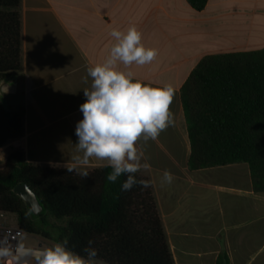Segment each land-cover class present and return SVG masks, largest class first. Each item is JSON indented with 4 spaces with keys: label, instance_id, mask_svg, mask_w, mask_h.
<instances>
[{
    "label": "crops",
    "instance_id": "0c3cea01",
    "mask_svg": "<svg viewBox=\"0 0 264 264\" xmlns=\"http://www.w3.org/2000/svg\"><path fill=\"white\" fill-rule=\"evenodd\" d=\"M19 12L22 69L2 88L10 111L24 113V134L1 154L18 150L38 166L104 167L91 161L81 168L73 159L79 106L91 84L88 67L104 62L115 43L111 31L134 25L158 55L150 64L121 69L153 87L175 89L174 125L155 141L138 142L149 164L139 172L153 185L175 263L216 264L226 254L229 264H264V194L253 192L245 163L189 168L181 100L204 57L264 49V0H208L202 11L187 0H21ZM166 170L173 180L161 186Z\"/></svg>",
    "mask_w": 264,
    "mask_h": 264
},
{
    "label": "trees",
    "instance_id": "16d2710c",
    "mask_svg": "<svg viewBox=\"0 0 264 264\" xmlns=\"http://www.w3.org/2000/svg\"><path fill=\"white\" fill-rule=\"evenodd\" d=\"M202 11L208 0H187ZM21 0H0V80L22 69ZM191 154L189 168L201 170L245 163L253 192L264 194V49L204 57L181 89ZM24 134V113L0 101V150ZM68 168L28 163L21 151L0 168V213L15 215L19 227L49 242L68 238L83 249L93 240L99 264H176L150 187H121L126 176L107 181V167L83 177ZM26 184L43 211L34 215L15 192ZM216 264H229L226 254Z\"/></svg>",
    "mask_w": 264,
    "mask_h": 264
},
{
    "label": "clouds",
    "instance_id": "9594fccd",
    "mask_svg": "<svg viewBox=\"0 0 264 264\" xmlns=\"http://www.w3.org/2000/svg\"><path fill=\"white\" fill-rule=\"evenodd\" d=\"M110 35L115 43L106 60L87 69L91 84L83 89L86 99L79 106L82 119L75 127L78 154L73 159L81 168H86L91 161L102 162V166L110 169L106 176L110 183L126 176L122 191H129L137 184L148 188L149 181H138L135 176L149 167L138 142L155 141L174 125L175 115L170 106L175 89L171 84L153 87L134 79L135 73L131 70L121 69V65L130 68L150 64L158 55L156 49L145 47L142 33L134 25L126 31L113 29ZM73 171L85 178L89 176L87 170L67 169V172ZM172 180L173 175L166 170L161 186L171 184ZM68 243L65 237L50 247L35 252L28 250L27 254L34 256L36 264H97L98 251L92 247L93 240L83 249L86 255L71 250ZM4 254L6 250H0V255Z\"/></svg>",
    "mask_w": 264,
    "mask_h": 264
},
{
    "label": "built area",
    "instance_id": "2783aa9c",
    "mask_svg": "<svg viewBox=\"0 0 264 264\" xmlns=\"http://www.w3.org/2000/svg\"><path fill=\"white\" fill-rule=\"evenodd\" d=\"M5 159L0 151V162ZM50 246L49 241L23 231L15 215L0 213V250H6V254L0 255V264H36L28 250L35 252Z\"/></svg>",
    "mask_w": 264,
    "mask_h": 264
},
{
    "label": "water",
    "instance_id": "95a60500",
    "mask_svg": "<svg viewBox=\"0 0 264 264\" xmlns=\"http://www.w3.org/2000/svg\"><path fill=\"white\" fill-rule=\"evenodd\" d=\"M16 79L15 74H10L4 77L0 82V101L3 108L6 111H10V107L3 96V84H12ZM15 192L24 200L27 207L34 215H39L43 211V206L40 204L38 197L36 194L29 188L26 184H20L15 188Z\"/></svg>",
    "mask_w": 264,
    "mask_h": 264
},
{
    "label": "rangeland",
    "instance_id": "374dc122",
    "mask_svg": "<svg viewBox=\"0 0 264 264\" xmlns=\"http://www.w3.org/2000/svg\"><path fill=\"white\" fill-rule=\"evenodd\" d=\"M4 166V163L3 162H0V168H2ZM54 243L50 242V245L52 246ZM99 264V263H97Z\"/></svg>",
    "mask_w": 264,
    "mask_h": 264
}]
</instances>
